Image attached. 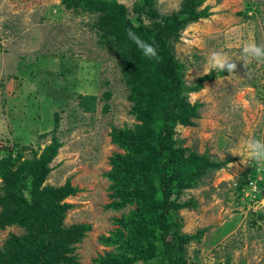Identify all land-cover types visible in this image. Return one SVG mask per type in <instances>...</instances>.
Instances as JSON below:
<instances>
[{
  "label": "rangeland",
  "instance_id": "1",
  "mask_svg": "<svg viewBox=\"0 0 264 264\" xmlns=\"http://www.w3.org/2000/svg\"><path fill=\"white\" fill-rule=\"evenodd\" d=\"M117 1L134 15L139 0ZM182 2L156 0L155 9L166 16L180 11ZM207 7L210 16L190 24L171 43L185 65V83L194 86L204 76L200 73L212 51L232 57L237 72L204 83L209 90L188 99L202 105L200 117L193 126L177 125L175 138L186 158L232 159L229 163L238 167L227 164L209 172L195 189H176L180 203L194 199L197 207L173 212L172 218L185 234L206 230L201 241L187 246L189 264H264V165L244 166L241 157L228 153L241 138L264 140V64H249L247 76L236 60L245 43L264 46V0H205L201 9ZM98 17L63 0H0V157L15 161L22 150L32 159V151L41 153L54 138L63 144L42 189H58L68 181L79 189L63 202L72 205L66 228H90L72 245L78 264H94L115 252L102 239L120 229L116 221L122 215L137 208L112 209L121 195L111 189L107 175L115 172L118 155H132L113 143L112 129L135 130L142 122L132 114L120 55L95 26ZM143 19L151 24L146 14ZM85 95L97 98L95 113L80 108L79 97ZM30 180L24 175L22 184ZM3 186L0 177V194ZM130 191L151 194L140 186ZM23 196H29L27 189ZM3 213L0 207V219ZM10 235L25 232L18 224L0 227V247Z\"/></svg>",
  "mask_w": 264,
  "mask_h": 264
},
{
  "label": "trees",
  "instance_id": "2",
  "mask_svg": "<svg viewBox=\"0 0 264 264\" xmlns=\"http://www.w3.org/2000/svg\"><path fill=\"white\" fill-rule=\"evenodd\" d=\"M63 2L99 15L95 26L120 55L130 90L128 97L133 102L132 114L142 122L135 130L112 129L113 143L132 154L118 155L113 162L115 172L107 175L113 183L111 189L121 195L120 202L112 205V209L137 208L122 215L116 221L120 229L110 238L102 239L115 252L106 253L94 264H189L187 246L201 241L206 230L193 235L182 232V224L172 218V213L195 209L197 204L194 199L180 203L175 191L197 188L209 172L227 166L232 159L215 162L207 155L196 154L186 158L185 150L177 148L175 129L179 124L193 126V120L200 117L202 105L191 104L188 94L198 93L204 83L228 74L212 71L200 77L194 86H187L185 65L176 58L171 43L178 41L190 24L208 18L209 8L201 9L205 0H183L180 11L161 16L155 9L156 0H139L132 15L117 0ZM145 14L150 25L144 22ZM129 29L153 43L159 58L142 56L127 35ZM79 98L83 111L95 113V96ZM62 147L60 140L54 138L41 153L32 151V159H27L22 150L15 161L11 156L0 157V177L4 184L0 194L4 212L0 227L18 224L26 235H10L0 247V264H78L72 245L78 236L81 241L90 228L83 225L66 228L64 220L72 205L63 202L76 196L79 189L69 181L58 189H42ZM24 175L31 178L29 185L22 184ZM136 186L151 194L130 191ZM26 189L28 197L23 196Z\"/></svg>",
  "mask_w": 264,
  "mask_h": 264
},
{
  "label": "clouds",
  "instance_id": "3",
  "mask_svg": "<svg viewBox=\"0 0 264 264\" xmlns=\"http://www.w3.org/2000/svg\"><path fill=\"white\" fill-rule=\"evenodd\" d=\"M129 39L140 50L141 55L147 59H158V50L153 43L143 40L131 29L127 33ZM238 61L243 62V67L247 70L246 75H249L248 66L252 62L264 64V46L258 45L255 42L245 43L240 52ZM212 71L227 73L225 79L236 76L237 63L233 58L221 51H212L206 57L205 64L200 75H210ZM192 72V71H191ZM202 91H208L207 87L201 88ZM199 93H189V99L195 98ZM233 156L241 157V164L249 166V162H255L264 165V140L255 138H241L239 142L234 145L229 152ZM229 168L238 167L232 163H228Z\"/></svg>",
  "mask_w": 264,
  "mask_h": 264
}]
</instances>
